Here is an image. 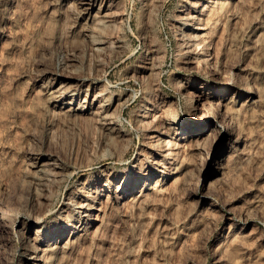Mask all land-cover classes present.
I'll return each instance as SVG.
<instances>
[{"label": "rangeland", "instance_id": "rangeland-1", "mask_svg": "<svg viewBox=\"0 0 264 264\" xmlns=\"http://www.w3.org/2000/svg\"><path fill=\"white\" fill-rule=\"evenodd\" d=\"M84 3L0 0V264H264V0Z\"/></svg>", "mask_w": 264, "mask_h": 264}, {"label": "bare ground", "instance_id": "bare-ground-1", "mask_svg": "<svg viewBox=\"0 0 264 264\" xmlns=\"http://www.w3.org/2000/svg\"><path fill=\"white\" fill-rule=\"evenodd\" d=\"M87 5H89V6H92V4L95 2V0H83ZM85 3H84V5H85ZM90 9V8H89ZM192 17H190L189 16V14H188V16H187V18H185L186 20H188V19H191ZM215 74H218V73H215ZM237 87V85L236 84H234L233 82L232 83H226V84H222V87L221 88H219V89H217L213 94H212V97L213 98H215L217 101H218V104L219 105H223V99L225 98V95H227L229 92H231L233 89H235ZM51 89H53V91L51 92V93H56V92H58V90H59V88H55V85H54V83H52V85H51ZM81 96V94H77V98H79ZM87 97V96H86ZM86 97H85V99L84 100H86ZM104 101H108V100H104ZM106 103V102H105ZM80 104H81V102H80ZM67 105H72V102L70 101V102H68V104ZM219 105L217 106V107H215V108H213L212 110H211V112L207 115L206 113L205 114H202V108H201V113L199 114V116H198V118L195 120L196 122L197 121H205V120H207L209 117L210 118H212L214 121H216L217 119H219L220 117H221V115H222V112H221V110H220V108H219ZM84 106H85V103H83V105H82V107H80V109H83L84 108ZM102 108H103V106H102ZM107 108H109V105H105V107H104V110L106 111L107 110ZM225 114H224V119H223V121L220 123V125H218V126H220V129H221V131H220V133L218 134V139L219 140H226L227 138H229V137H231L233 134H235V132H236V129H237V123H236V121H235V118H234V115H233V113H231L230 111H227V112H224ZM106 115V114H105ZM112 117V116H111ZM173 118L171 119V120H166V122L168 123V125H170V126H173L175 123H176V119H175V117L176 116H172ZM208 117V118H207ZM104 119H107L108 117L107 116H104L103 117ZM116 118V117H115ZM109 119V118H108ZM107 119V120H108ZM116 120V119H115ZM117 121V120H116ZM194 121V122H195ZM115 121H114V123H110V124H113V125H115ZM194 126H196V125H194ZM209 126V124H206V126H201L200 128L198 127H194V130H193V132L192 133H195L196 132V135L197 136H200L203 132H205L204 130H205V128L206 127H208ZM191 129H193L192 127H190ZM189 128V129H190ZM190 129V130H191ZM160 156V155H159ZM158 185V184H157ZM80 208H82V209H86V207L85 206H80ZM100 209L98 208L96 211H99ZM80 213V215H78V216H75V219H83V217L84 216H86V214H84V212H79ZM40 232V230L37 228L36 229V236L38 235V233ZM35 239V237L34 238H28L27 239V241L23 244V245H21L20 246V248L19 249H21V250H24V253L26 252L27 253V255L28 256H30V258L31 259H35V260H39V258H37L38 257V253H40V248H39V246L36 244L37 242H36V240H37V238H36V240H34ZM42 251V250H41Z\"/></svg>", "mask_w": 264, "mask_h": 264}]
</instances>
